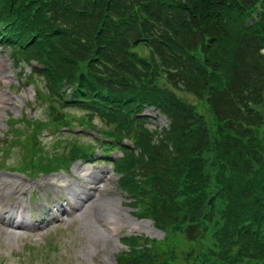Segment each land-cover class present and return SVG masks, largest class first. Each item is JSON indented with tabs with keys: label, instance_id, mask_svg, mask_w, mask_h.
<instances>
[{
	"label": "trees",
	"instance_id": "obj_1",
	"mask_svg": "<svg viewBox=\"0 0 264 264\" xmlns=\"http://www.w3.org/2000/svg\"><path fill=\"white\" fill-rule=\"evenodd\" d=\"M141 38L147 53L133 48ZM0 42L18 66L41 67L24 75L44 82L51 114L85 113L28 122L21 170L118 150L119 189L164 230L124 237L117 264H264V0H0ZM151 106L167 127L152 126ZM75 126L96 136L68 131L66 151L57 139L40 153L46 127Z\"/></svg>",
	"mask_w": 264,
	"mask_h": 264
},
{
	"label": "rangeland",
	"instance_id": "obj_2",
	"mask_svg": "<svg viewBox=\"0 0 264 264\" xmlns=\"http://www.w3.org/2000/svg\"><path fill=\"white\" fill-rule=\"evenodd\" d=\"M138 50L148 52L143 46ZM23 66L29 73L31 67ZM33 79L35 84L22 78L10 50L0 43V148L3 146V150H8L5 144L13 134L9 130L11 123L30 134L31 129L26 126L29 119L47 121L53 115L50 103L37 94V86L45 91L44 82L36 76ZM178 93L196 103L194 97ZM260 110L264 112V105ZM64 113L74 117L85 114L77 108ZM146 113L153 117L154 125L167 126L166 117L157 111ZM48 131L44 130L39 139L51 152L57 151V139L63 140L58 151H66L72 140L68 131L80 132L56 127L55 131L59 132L54 140L52 129ZM79 140L91 141V138L82 134ZM13 144L15 147L8 152L0 151V183H5L3 191L7 192L0 202V215L5 216L0 218V264H116V256L126 251L120 241L122 237L164 239V231L153 221L135 214L130 200L117 185L118 177L106 165L107 160L115 159L119 153L111 152L106 158L100 151L92 162L79 160L63 172L51 170L34 173L32 177L16 168L21 166L26 154L31 155L30 149L23 139H15ZM14 192L19 194V201ZM87 196V202L80 203ZM15 203L22 210L12 212ZM73 209L76 213L72 215ZM23 216L27 227H18ZM3 221H11L13 226L7 227ZM186 246L183 239L177 241L178 252L186 251Z\"/></svg>",
	"mask_w": 264,
	"mask_h": 264
},
{
	"label": "bare ground",
	"instance_id": "obj_3",
	"mask_svg": "<svg viewBox=\"0 0 264 264\" xmlns=\"http://www.w3.org/2000/svg\"><path fill=\"white\" fill-rule=\"evenodd\" d=\"M4 186H5V183H0V202L5 198V196L7 194L6 191H3V187ZM90 189H93V188L92 187H87V190H90ZM13 195H15L16 201H19V199H20V196H18L19 194L17 192H14ZM81 198H83V197H81ZM88 199H89V197L87 196V198L81 199L82 202H80V203H82V204L84 202L86 203L87 202L86 200H88ZM11 210H12V212H14V211L22 210V209L20 208V206L17 203H15L14 205H12ZM4 217H5L4 215H0L1 220ZM3 225H5L7 227L13 226L11 221H6V222L3 221ZM17 226L18 227H27L26 222L24 220V216H23V220L20 223H17Z\"/></svg>",
	"mask_w": 264,
	"mask_h": 264
},
{
	"label": "water",
	"instance_id": "obj_4",
	"mask_svg": "<svg viewBox=\"0 0 264 264\" xmlns=\"http://www.w3.org/2000/svg\"><path fill=\"white\" fill-rule=\"evenodd\" d=\"M138 43H139V41L135 42V43H134V46H136ZM62 118H63V115L61 116V118L56 117L55 120H56V121H59V120L62 119Z\"/></svg>",
	"mask_w": 264,
	"mask_h": 264
}]
</instances>
